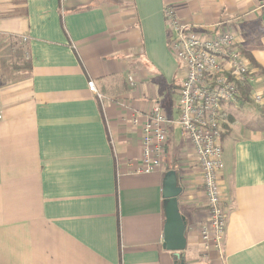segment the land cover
Segmentation results:
<instances>
[{"label":"crops","instance_id":"obj_1","mask_svg":"<svg viewBox=\"0 0 264 264\" xmlns=\"http://www.w3.org/2000/svg\"><path fill=\"white\" fill-rule=\"evenodd\" d=\"M166 6L202 31L216 24L232 30L256 62L249 82L261 102L249 95L222 108L220 251L202 248L208 212L201 172L174 123L183 70L168 49ZM263 6L0 0V264H264ZM22 60L28 68H8ZM90 79L101 98L88 90ZM154 103L172 120L163 166L136 172L141 122ZM168 170L176 172L186 218L178 259L162 247Z\"/></svg>","mask_w":264,"mask_h":264},{"label":"built area","instance_id":"obj_2","mask_svg":"<svg viewBox=\"0 0 264 264\" xmlns=\"http://www.w3.org/2000/svg\"><path fill=\"white\" fill-rule=\"evenodd\" d=\"M163 14L170 35L169 50L183 70L178 90V116L174 123L193 146L206 198L208 217L199 231L202 248L205 252L220 251L226 228L220 190L224 167L221 137L225 114L222 108L226 103L235 102L240 87L250 81V65L241 54V42L232 30L217 31L216 24L202 31L181 22L171 6H166ZM128 81L134 84L131 76ZM87 86L101 98L92 79ZM250 100L259 104L262 93H250ZM131 122L136 125L139 120L132 116ZM171 122L159 103H154L146 113L141 122L142 157L136 172L149 173L162 168L167 126Z\"/></svg>","mask_w":264,"mask_h":264},{"label":"water","instance_id":"obj_3","mask_svg":"<svg viewBox=\"0 0 264 264\" xmlns=\"http://www.w3.org/2000/svg\"><path fill=\"white\" fill-rule=\"evenodd\" d=\"M264 3V0H258ZM264 19V6H263ZM182 188L178 185L177 175L174 170H168L164 173L162 183L163 207L165 213V223L163 228L162 247L168 251L174 252L176 259L180 257L181 252L186 247V218L181 214L178 197Z\"/></svg>","mask_w":264,"mask_h":264},{"label":"trees","instance_id":"obj_4","mask_svg":"<svg viewBox=\"0 0 264 264\" xmlns=\"http://www.w3.org/2000/svg\"><path fill=\"white\" fill-rule=\"evenodd\" d=\"M240 52H241V54H243L249 60V63H250V72H249L248 77H250L251 68L256 66V62L253 59V57L251 56L250 52L247 51V50H245L241 46H240ZM19 62L20 63L13 62L12 64H9L8 65V68H10L11 70L19 69V68H22V69L28 68V65L29 64H28V62L26 60H22V61H19ZM8 71H10V70L8 69ZM10 72H12V71H10ZM251 89H252L251 83L250 82L245 83L243 86L240 87V92H239L238 97H240L242 100L249 99V95L251 93ZM177 264H179V261H178Z\"/></svg>","mask_w":264,"mask_h":264},{"label":"rangeland","instance_id":"obj_5","mask_svg":"<svg viewBox=\"0 0 264 264\" xmlns=\"http://www.w3.org/2000/svg\"><path fill=\"white\" fill-rule=\"evenodd\" d=\"M163 16H164V14H163ZM178 19H179V18H178ZM180 21H181V20H180ZM181 22H183V21H181ZM184 23H185V22H184ZM168 49H169V46H168ZM170 52H171V51H170ZM173 57H174V56H173ZM166 110H169L168 107L166 108Z\"/></svg>","mask_w":264,"mask_h":264}]
</instances>
